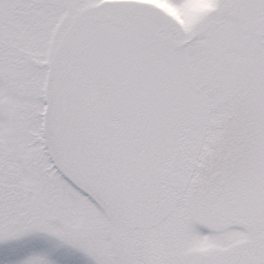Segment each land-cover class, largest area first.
<instances>
[{
    "label": "snow or ice",
    "instance_id": "6c2138e0",
    "mask_svg": "<svg viewBox=\"0 0 264 264\" xmlns=\"http://www.w3.org/2000/svg\"><path fill=\"white\" fill-rule=\"evenodd\" d=\"M0 264H264V0H0Z\"/></svg>",
    "mask_w": 264,
    "mask_h": 264
}]
</instances>
